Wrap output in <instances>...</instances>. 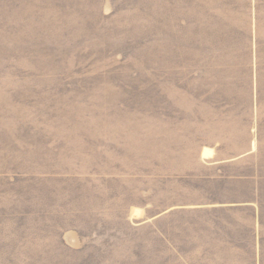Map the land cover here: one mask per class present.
<instances>
[{"label": "rangeland", "instance_id": "obj_1", "mask_svg": "<svg viewBox=\"0 0 264 264\" xmlns=\"http://www.w3.org/2000/svg\"><path fill=\"white\" fill-rule=\"evenodd\" d=\"M0 264H264V0H0Z\"/></svg>", "mask_w": 264, "mask_h": 264}, {"label": "crops", "instance_id": "obj_2", "mask_svg": "<svg viewBox=\"0 0 264 264\" xmlns=\"http://www.w3.org/2000/svg\"><path fill=\"white\" fill-rule=\"evenodd\" d=\"M225 184H221L222 186L221 189H217L214 186V190L213 191V196L214 199L216 200H226L224 202H229V203H236L239 206L242 207H251V200L253 198H255L256 195V190L255 187H253L252 189L247 188V186H240L238 187L237 184L238 183H243L245 182L247 184L250 183V181H248L246 178L242 179L239 177H229L226 176L225 177ZM217 182L215 179L212 183ZM221 190H225L224 193ZM251 209V208H250ZM253 210V209H251Z\"/></svg>", "mask_w": 264, "mask_h": 264}]
</instances>
